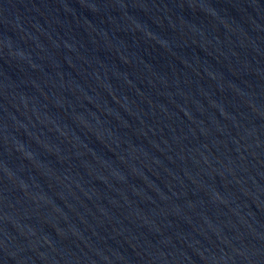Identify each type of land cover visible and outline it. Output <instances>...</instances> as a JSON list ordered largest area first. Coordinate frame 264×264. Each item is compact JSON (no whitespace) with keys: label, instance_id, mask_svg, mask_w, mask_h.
Masks as SVG:
<instances>
[{"label":"water","instance_id":"obj_1","mask_svg":"<svg viewBox=\"0 0 264 264\" xmlns=\"http://www.w3.org/2000/svg\"><path fill=\"white\" fill-rule=\"evenodd\" d=\"M0 264H264V0H0Z\"/></svg>","mask_w":264,"mask_h":264}]
</instances>
